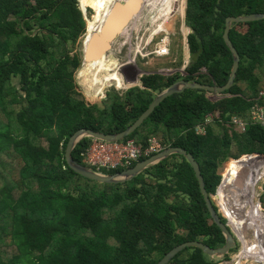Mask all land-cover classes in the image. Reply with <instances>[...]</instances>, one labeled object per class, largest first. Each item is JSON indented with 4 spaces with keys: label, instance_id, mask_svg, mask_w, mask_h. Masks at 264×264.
<instances>
[{
    "label": "trees",
    "instance_id": "16d2710c",
    "mask_svg": "<svg viewBox=\"0 0 264 264\" xmlns=\"http://www.w3.org/2000/svg\"><path fill=\"white\" fill-rule=\"evenodd\" d=\"M168 2L158 3L161 10ZM257 12H264V0H186L185 75L143 74L142 86L108 91L98 107L85 101L73 78L86 29L78 1L0 0V264H156L184 241L221 246L224 237L183 155L172 153L131 179L106 183L74 172L64 149L78 128L124 129L157 92L179 79L223 85L232 64L222 38L225 18ZM228 37L239 60L220 98L185 88L165 97L121 139L145 146L155 137L165 147L185 149L210 195L224 161L264 155V127L249 121L252 106H264V18L232 22ZM232 116L248 121L244 130L230 123ZM91 140L75 144V161L86 164L83 153ZM260 202L264 206V191ZM215 263L200 248L187 246L166 264Z\"/></svg>",
    "mask_w": 264,
    "mask_h": 264
},
{
    "label": "water",
    "instance_id": "95a60500",
    "mask_svg": "<svg viewBox=\"0 0 264 264\" xmlns=\"http://www.w3.org/2000/svg\"><path fill=\"white\" fill-rule=\"evenodd\" d=\"M144 4H146L144 0H112L109 8V19L103 24V26L98 27V29L91 34L90 38L84 42L82 50L83 60L96 59L102 52H104V50H108V48H110V41H112L115 36L122 30V27L126 24V22H128V20H130L132 16L136 15L139 12L140 8ZM261 18H264V12L250 13L247 15L227 16L225 18L222 38L231 51L232 64L228 78L223 85H208L199 83L197 81H188L183 78L179 79L163 88L161 91L157 92L148 106L145 108V110H143L139 114V116L124 129L115 133H104L90 128H78L68 137L64 149L65 162L77 174H80L81 176L88 179L96 180L97 182L118 183L131 179L147 166L166 158L172 153L183 155L190 163L197 179L206 208L209 212L210 219L220 229L224 237V242L221 246L209 247L199 240L184 241L173 246L166 253H164L163 256L156 262V264H166L178 251L187 246L198 247L206 255L217 257L225 255L230 250V248L234 247L235 241L233 233L226 224V221L221 220L222 215L220 214L218 209H214V196L207 193L204 187V181L200 173L199 165L194 157L181 147L167 146L157 153L136 161L133 165L127 168L112 173H103L93 170L86 164H81L75 161L71 156V151L75 144L83 137H91L107 141H119L123 139L125 136L133 132L149 115L154 107L158 105L165 97L173 93L180 92L185 88H199L213 93H221L224 90L228 89L232 84L239 60L238 53L228 37L230 25L232 22H245L258 20ZM91 52H93V57L89 54Z\"/></svg>",
    "mask_w": 264,
    "mask_h": 264
},
{
    "label": "rangeland",
    "instance_id": "374dc122",
    "mask_svg": "<svg viewBox=\"0 0 264 264\" xmlns=\"http://www.w3.org/2000/svg\"><path fill=\"white\" fill-rule=\"evenodd\" d=\"M77 1L80 6L79 8H81L87 18V20H85L86 25H89V23L93 24L95 22V9H93L95 0L92 6H84L82 5L83 2L80 0ZM111 2L112 1H110V4ZM156 4H152L151 6H147L145 4L142 6L139 12L132 16L115 38L110 41V48H108V50H104L98 58L90 60H83L82 58L79 68L83 66V68L87 69V71L83 76L79 77V83L76 80L75 81L78 85V90L81 92L83 98L88 104H96L98 107H101V101L106 97V93L108 91L115 90L121 94L125 88L136 85V82L139 80L141 75L147 73H157L159 68L168 67L167 65L171 66H169V69L163 70L162 74L166 75L167 73L172 74L175 72H178L179 74L180 72L184 73V68L190 61V56H188V58L182 57V47L186 50L188 49L186 40L187 34L190 32V28L186 26L184 19L186 0H169L168 9L165 11L160 10L163 11L161 14L159 13V5L156 6ZM163 13H166L167 15H164ZM91 24L89 25V28ZM99 25L100 22L93 25L92 30L87 29L82 37L80 46L81 52L83 50L84 42L90 38L89 34L96 31ZM156 25H160L161 27ZM157 28L160 30L156 31ZM165 34L169 37L170 54L162 56L150 54L145 56V54L155 47L159 38ZM184 40L186 45H184ZM89 54L93 57V52ZM133 58H135L134 61H132ZM100 59H103V61ZM125 64H130V66H132L131 69H133L134 72L129 79L124 78L120 71V68H122ZM103 68L105 70H102ZM201 71H203V69ZM108 74L110 75V81L104 79V77ZM94 79L102 82L103 99H94L93 90L88 88V84ZM108 84H110L111 87L104 86ZM81 85H83V87H81ZM221 96L222 94L219 93H208V97L212 100L218 99ZM225 170L226 161H224L218 168L221 176H223V174L225 176ZM222 187L223 188L221 190L226 194V182L222 185ZM218 188L219 186L217 189ZM214 199L215 205L218 208H221L219 200L215 196ZM260 218L263 220L264 217H261L260 215ZM214 260L217 261L219 258L215 257Z\"/></svg>",
    "mask_w": 264,
    "mask_h": 264
},
{
    "label": "built area",
    "instance_id": "2783aa9c",
    "mask_svg": "<svg viewBox=\"0 0 264 264\" xmlns=\"http://www.w3.org/2000/svg\"><path fill=\"white\" fill-rule=\"evenodd\" d=\"M82 14L84 15L83 17L85 18V20H87L83 11H82ZM88 26L89 25H86V31L88 29ZM169 53H170L169 37L168 35L165 34L159 38L155 47L151 51H149L147 54H145V56L150 55V54L162 56V55H167ZM169 68L170 67L159 68L158 72L162 74L163 70H167ZM180 75H185V71L184 73L180 72ZM249 121L259 124L264 127V106L263 105L254 104L252 106L250 110V114H249ZM247 122H248L247 120L241 117H238V116H232L230 119V123L239 131L244 130ZM196 131L202 132V126H198L196 128ZM164 148H165V145L159 139L155 137H151L145 146H141L140 144L135 143L132 139L119 140V141H107V140L92 138L91 142L86 147L83 153V156H84L86 165L90 166L95 171L103 172L102 171L103 169L110 170V169H115L118 167L127 168L133 162L140 160V158L148 157L154 153L161 151ZM253 156L254 155L252 153H248V154L241 155L238 158H230V159H233L234 161H237V160L240 161V159L241 160L244 159L248 161L246 162V165H249L251 169V175H253L252 179L255 182H257L261 180V178L263 177V171H261L260 169L263 166V162L257 163L255 158H253ZM231 174L226 176V182L231 180ZM223 177H224V174L223 176H221V180L218 184L219 188L217 189L218 186L216 187L217 190H215V193L213 194V196H215L219 200L221 208L217 207V209L222 215V217L225 219L226 224L228 225L231 222L230 221L231 216L234 215V212H232V210H229V208L230 206H233V204H236V203L233 202L231 204L226 199V194L221 190L223 188L222 185L224 184L222 182ZM245 201L249 202L247 198ZM240 211H241V215L236 216L237 219L236 218L234 219L236 225H238L237 222L240 223L242 220H246L245 222H247L251 226L252 225L254 226L255 221L257 220V218L255 221L253 219L256 215V211H257L256 207L252 205ZM233 224H234V221H233ZM240 226H241V223H240ZM254 237H255L254 238L255 241H254L253 246L255 244L256 245L253 248V250H256L257 254H259V255H256V257L258 258V262H260V264H264V222L261 227L255 228ZM253 246L251 244L250 247H253ZM259 251L262 252V255L259 253ZM234 264H237V261H235Z\"/></svg>",
    "mask_w": 264,
    "mask_h": 264
},
{
    "label": "crops",
    "instance_id": "0c3cea01",
    "mask_svg": "<svg viewBox=\"0 0 264 264\" xmlns=\"http://www.w3.org/2000/svg\"><path fill=\"white\" fill-rule=\"evenodd\" d=\"M185 44L186 43L184 40V45ZM188 56H189L188 49L186 50L185 48L182 47V57L188 58ZM134 60L135 58L132 59V61ZM167 66L169 67L171 65H167ZM252 154L254 155L253 158H255L257 163L263 162V166L261 168L259 167L261 171H263V177L261 178V180L257 182H255L252 179L253 175H251V169L249 165H246V162L248 161L244 159L243 160L240 159V161L239 160L234 161L233 159L226 160V176L233 173L231 174V180L226 182V199L231 204L233 202L236 203L233 204V206H230L229 208V210H232V212H234V215L231 216L230 219L231 222L228 224V227L231 229L233 233L235 244L234 247L230 248V250L226 253V257H224V255L218 257L219 260L217 261L215 260L216 262L215 264H234L235 261H237V264H260V262H258V258L256 257V255L259 254H257L256 250H253L256 244L254 246L253 244L255 241L254 230L257 227H261L264 222V218L263 220H261L259 215V213L264 214V206L260 202V195L264 191V155H260L257 153H252ZM231 162L234 165V168L228 170L229 169L228 166ZM246 198L247 200H249V202L245 201ZM252 205L256 207L257 210L256 214L258 216V220H256V217L253 218L254 221L256 220L254 226L249 225L247 222H245L246 220H242L240 222L241 226L240 223L238 222H237L238 225H236L234 219L235 218L237 219L236 216L241 215L240 210ZM251 244L253 247H250ZM259 253L262 255L261 251H259ZM209 257L215 259V257L217 256H209Z\"/></svg>",
    "mask_w": 264,
    "mask_h": 264
},
{
    "label": "bare ground",
    "instance_id": "6f19581e",
    "mask_svg": "<svg viewBox=\"0 0 264 264\" xmlns=\"http://www.w3.org/2000/svg\"><path fill=\"white\" fill-rule=\"evenodd\" d=\"M110 1H112V0H98L97 2H95V5H94V8L93 9H95V11H97V13H96V16H95V22L93 23V24H91V26H90V29L92 30V26L93 25H96L97 23H99L100 22V25H102L103 26V24L105 23V22H107V20L109 19V16H110V14H109V8H110ZM158 5V4H157ZM156 5V6H157ZM174 10V9H173ZM159 12H163V11H160L159 10ZM161 14V13H160ZM164 15L166 14V13H163ZM167 15V14H166ZM164 20V19H163ZM96 23V24H95ZM162 24V23H161ZM99 25V26H100ZM131 25V24H130ZM98 26V27H99ZM156 26H159L160 27V25H156ZM130 27V26H129ZM94 29H95V27H94ZM157 30V29H156ZM125 31V30H124ZM91 32V31H90ZM90 36H91V34H89ZM129 35V34H128ZM102 70H105L104 68L102 69ZM104 79L105 80H108V81H110L111 79H110V75L108 74L107 76H105L104 77ZM229 169L228 170H230V169H233L234 168V165L232 164V162L229 164ZM225 181H226V173H225V176L223 177V180H222V182L223 183H225ZM259 213V212H258ZM260 215H261V217H264V214H261L260 213ZM255 217L257 218V220H258V216H257V214L255 215Z\"/></svg>",
    "mask_w": 264,
    "mask_h": 264
},
{
    "label": "clouds",
    "instance_id": "9594fccd",
    "mask_svg": "<svg viewBox=\"0 0 264 264\" xmlns=\"http://www.w3.org/2000/svg\"><path fill=\"white\" fill-rule=\"evenodd\" d=\"M87 69H84L83 66L81 68L76 69L74 72V80H76L79 83V77L83 76ZM106 87H111L110 84L104 85ZM130 86V85H129ZM136 86H142L140 85L139 80L136 82ZM83 87V85H81ZM88 88L93 90V98H100L103 99V92H102V82L99 80H93L91 83L88 84ZM127 90V88H125Z\"/></svg>",
    "mask_w": 264,
    "mask_h": 264
},
{
    "label": "flooded vegetation",
    "instance_id": "af4514ba",
    "mask_svg": "<svg viewBox=\"0 0 264 264\" xmlns=\"http://www.w3.org/2000/svg\"><path fill=\"white\" fill-rule=\"evenodd\" d=\"M145 2H146V5L147 6H151L152 4H158V2H160L161 0H144ZM162 1H164V0H162ZM156 4V5H157ZM145 5V4H144ZM144 5H142V6H144ZM159 10H161V7L159 6ZM159 27V26H158ZM158 30H160V29H158L157 28V30L156 31H158ZM96 55V54H95ZM101 61H103V59H100ZM100 61V62H101ZM132 68V66H130V64H125L122 68H120V71H121V73L123 74V77L124 78H127V79H129L130 78V76L131 75H133V69H131Z\"/></svg>",
    "mask_w": 264,
    "mask_h": 264
}]
</instances>
